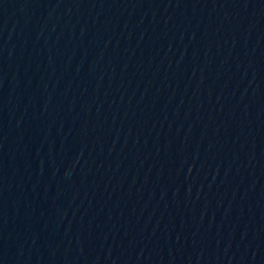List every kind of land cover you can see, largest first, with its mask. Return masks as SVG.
I'll return each mask as SVG.
<instances>
[{
    "label": "water",
    "instance_id": "obj_1",
    "mask_svg": "<svg viewBox=\"0 0 264 264\" xmlns=\"http://www.w3.org/2000/svg\"><path fill=\"white\" fill-rule=\"evenodd\" d=\"M228 0H0V264H77Z\"/></svg>",
    "mask_w": 264,
    "mask_h": 264
}]
</instances>
